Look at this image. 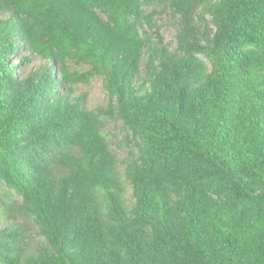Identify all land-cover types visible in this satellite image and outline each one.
<instances>
[{"label": "trees", "instance_id": "obj_1", "mask_svg": "<svg viewBox=\"0 0 264 264\" xmlns=\"http://www.w3.org/2000/svg\"><path fill=\"white\" fill-rule=\"evenodd\" d=\"M0 264H264V0H0Z\"/></svg>", "mask_w": 264, "mask_h": 264}, {"label": "rangeland", "instance_id": "obj_2", "mask_svg": "<svg viewBox=\"0 0 264 264\" xmlns=\"http://www.w3.org/2000/svg\"><path fill=\"white\" fill-rule=\"evenodd\" d=\"M156 25L159 30V35H162L164 39V43H167L172 46L174 44V28L172 22L168 18H161L156 21ZM78 93L85 94L88 108H94L97 104L102 101L104 96L102 84L98 79L92 80L87 86L79 87ZM108 139L111 143L110 146L115 148L114 144L120 142L121 139V134L118 132V126L111 125L108 127ZM116 153L120 159L123 158V144L122 149H118ZM129 195L130 191H128L127 196Z\"/></svg>", "mask_w": 264, "mask_h": 264}]
</instances>
